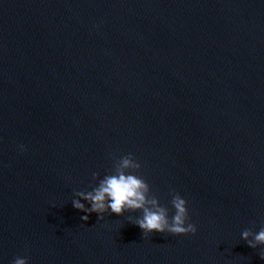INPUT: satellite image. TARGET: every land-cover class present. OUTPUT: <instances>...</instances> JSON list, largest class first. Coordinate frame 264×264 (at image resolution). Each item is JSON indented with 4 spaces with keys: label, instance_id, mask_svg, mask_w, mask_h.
I'll return each mask as SVG.
<instances>
[{
    "label": "water",
    "instance_id": "water-1",
    "mask_svg": "<svg viewBox=\"0 0 264 264\" xmlns=\"http://www.w3.org/2000/svg\"><path fill=\"white\" fill-rule=\"evenodd\" d=\"M129 153L196 235L81 220ZM262 225L264 0H0V264H264Z\"/></svg>",
    "mask_w": 264,
    "mask_h": 264
},
{
    "label": "clouds",
    "instance_id": "clouds-1",
    "mask_svg": "<svg viewBox=\"0 0 264 264\" xmlns=\"http://www.w3.org/2000/svg\"><path fill=\"white\" fill-rule=\"evenodd\" d=\"M20 151L25 150L20 145ZM112 168L101 178L100 173L93 172L90 190L75 191L71 200L74 209L85 213L81 220L87 222L93 213L98 220L106 215L124 216L125 213H139L127 217L130 224L138 226L144 237L152 233H166L175 236L196 235L197 227L190 222L188 201L179 193L171 195V211L162 205L153 194L149 183L139 174L141 163L129 153L119 158L112 157ZM241 239L252 249H261L260 258L264 259V225L258 230L245 229ZM12 264H29L27 255L16 256Z\"/></svg>",
    "mask_w": 264,
    "mask_h": 264
}]
</instances>
